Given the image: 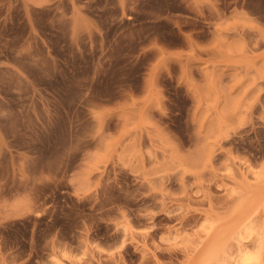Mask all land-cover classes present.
Segmentation results:
<instances>
[{
    "label": "rangeland",
    "instance_id": "374dc122",
    "mask_svg": "<svg viewBox=\"0 0 264 264\" xmlns=\"http://www.w3.org/2000/svg\"><path fill=\"white\" fill-rule=\"evenodd\" d=\"M0 264H264V0H0Z\"/></svg>",
    "mask_w": 264,
    "mask_h": 264
}]
</instances>
